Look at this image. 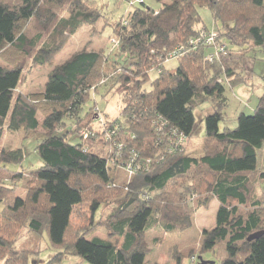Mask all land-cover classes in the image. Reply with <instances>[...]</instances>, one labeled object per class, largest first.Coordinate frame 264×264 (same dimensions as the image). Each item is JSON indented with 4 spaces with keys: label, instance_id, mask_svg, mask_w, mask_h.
Instances as JSON below:
<instances>
[{
    "label": "trees",
    "instance_id": "obj_1",
    "mask_svg": "<svg viewBox=\"0 0 264 264\" xmlns=\"http://www.w3.org/2000/svg\"><path fill=\"white\" fill-rule=\"evenodd\" d=\"M203 6L212 29L202 23ZM103 17L95 0H0V143L5 128L44 135L36 147L42 165L29 179L25 170L0 168V264H59L71 256L146 264L145 232L158 224L166 232L187 230L196 209L212 199L219 202L216 225L203 230L200 249L224 254L207 264H264V203L251 202V175L264 186V84L253 114L240 112L233 129L220 126L226 84H247L244 56L264 48V0H170L158 9L135 2L110 24L115 44L76 51L52 67L41 92L17 93L29 61L51 66L71 36ZM212 32L216 41L206 43L201 34ZM219 43L225 48L211 60ZM172 58L178 66L169 69L164 63ZM107 80L106 94H118L123 105L114 118L104 112L96 127L92 95ZM205 102L213 111L204 117L203 154L194 156L184 142L194 136L195 110ZM74 135L80 142L70 141ZM24 157L22 148L0 149V164ZM89 202L95 212L106 203L112 208L98 224L73 229V212ZM98 227L108 238L92 236ZM45 233L56 253L34 262ZM191 249V263L199 264L202 256Z\"/></svg>",
    "mask_w": 264,
    "mask_h": 264
},
{
    "label": "rangeland",
    "instance_id": "obj_2",
    "mask_svg": "<svg viewBox=\"0 0 264 264\" xmlns=\"http://www.w3.org/2000/svg\"><path fill=\"white\" fill-rule=\"evenodd\" d=\"M98 5L103 9L104 17L92 24H84L81 29H79L73 36H71L63 48V50L56 56L51 66L45 67H34L32 62L29 61L26 66L23 77L18 92L23 93H37L44 89V85L47 81L49 71L53 66L58 65L65 61L70 55L76 51L83 49H100L108 48L115 44V37L110 38L112 34V27L110 24L118 20L122 16H127L132 10V4L127 5L126 2L118 3L115 0H95ZM137 1V0H136ZM164 1L170 0H144L147 6L154 9H158L162 6ZM200 15L202 17V23L212 29L214 26V19L212 18L211 11L209 8L203 6L199 8ZM65 13V12H64ZM63 13V14H64ZM61 15V13H59ZM108 22V24H106ZM115 48V46H114ZM246 52L249 50V46H245ZM238 48L234 49L237 51ZM243 60H246V71H244V76L247 77V84H240L231 87L228 83L225 88V96L228 99V105L224 110L225 119L220 123L223 128L227 126L231 129L235 128L237 125L236 117L240 112H245L246 114H253L254 109L258 105V101L263 92L264 84V48L258 47L255 51H252L248 56H244ZM31 63V64H30ZM165 66L169 69H174L178 66V60L172 58L167 60ZM157 71L153 70L150 73L152 79L157 76ZM109 80L105 82L104 86H100L98 92H93L92 98L96 100L98 104V109L95 111L96 127L102 126L105 121L104 112L109 114V117H116L120 113L122 108V98L118 94L108 91L110 84ZM106 94V97H104ZM94 101H89L84 110H88ZM212 104L210 102H205L200 104L195 110L196 117V130L195 134L191 139L184 142L185 149L187 153L200 156L203 154V136L205 134V122L204 117L208 112H212ZM97 113L99 114L97 116ZM44 135L42 133H37L32 136H25L23 130L10 132L5 128V132L0 143V149L11 148L17 149L22 148L24 150L25 157L21 163H1L0 168H6L11 172H18L20 170H25L27 173V178L30 170L37 169L42 165V160L36 152V147L43 140ZM85 137V136H84ZM70 141L72 143L80 142V138L77 135L71 137ZM262 167L264 169V158L262 162ZM29 170V171H28ZM257 175V174H256ZM259 176V175H257ZM256 176L251 175V179L255 181L253 184L254 190L251 193V202L258 199L261 200V196L264 199V186L259 184V180L255 179ZM25 180L19 181V196H24L26 193ZM112 203H106L104 206L95 212L90 202L78 206L73 215L71 216V227L75 230L80 228H85L91 226L92 224H98L101 217H104L107 213H110ZM1 207V205H0ZM219 208V202L216 199L210 200V202L202 207L196 209L192 215V226L187 230L174 229L171 232H166L161 224L151 227L144 234V238L147 242L148 247H150V252L147 255L146 264H192L191 257L187 253L192 251L191 248L195 249V255L197 258L199 255L202 256L204 260L217 259L218 256L221 257L224 254V249L218 250L215 256L214 251L208 250L201 252L202 243V232L204 229H211L216 225V214ZM92 236H98L102 238H108L107 232L102 227H98L92 234ZM55 249L51 246L48 234L45 233L42 252L39 256L32 257L34 262L44 263L47 262L54 254ZM187 254V255H186ZM191 255H194L192 252ZM183 256V257H182ZM194 258V257H193ZM192 258V260H193ZM59 264H90L77 256H71L64 258Z\"/></svg>",
    "mask_w": 264,
    "mask_h": 264
},
{
    "label": "built area",
    "instance_id": "obj_3",
    "mask_svg": "<svg viewBox=\"0 0 264 264\" xmlns=\"http://www.w3.org/2000/svg\"><path fill=\"white\" fill-rule=\"evenodd\" d=\"M144 0H133V1H131L130 2V4L131 3H135V2H138V3H141V2H143ZM202 35V38L206 41V43H209V44H212V43H214L215 41H216V39H217V33L216 32H212V33H208V34H201ZM115 41V43H116V40H114ZM216 47H217V49H216V51H214L213 53H210L209 54V58L212 60L215 56H217L218 55V53L220 52V51H223L224 50V48H225V46L224 45H222V44H217L216 45ZM182 49L180 48V47H178V48H176L171 54H170V56H176L177 54H179L180 53V51H181ZM81 134L82 135H84L85 137H87L88 136V132L86 131V130H82L81 131ZM193 260H194V258H193Z\"/></svg>",
    "mask_w": 264,
    "mask_h": 264
},
{
    "label": "water",
    "instance_id": "obj_4",
    "mask_svg": "<svg viewBox=\"0 0 264 264\" xmlns=\"http://www.w3.org/2000/svg\"><path fill=\"white\" fill-rule=\"evenodd\" d=\"M261 234H262V231H258L256 233H253L248 237V240L258 238ZM208 262L213 263V261H211V260H204L202 257H199V264H207Z\"/></svg>",
    "mask_w": 264,
    "mask_h": 264
},
{
    "label": "crops",
    "instance_id": "obj_5",
    "mask_svg": "<svg viewBox=\"0 0 264 264\" xmlns=\"http://www.w3.org/2000/svg\"><path fill=\"white\" fill-rule=\"evenodd\" d=\"M70 56H71V55H70ZM70 56H69V57H70Z\"/></svg>",
    "mask_w": 264,
    "mask_h": 264
}]
</instances>
